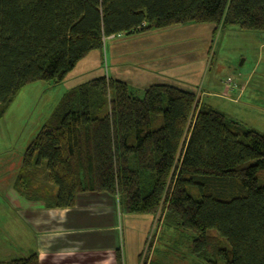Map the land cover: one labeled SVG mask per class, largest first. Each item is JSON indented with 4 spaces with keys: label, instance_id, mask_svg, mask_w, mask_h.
<instances>
[{
    "label": "trees",
    "instance_id": "16d2710c",
    "mask_svg": "<svg viewBox=\"0 0 264 264\" xmlns=\"http://www.w3.org/2000/svg\"><path fill=\"white\" fill-rule=\"evenodd\" d=\"M187 23L263 32L264 0H0V119L24 85L65 81L106 37ZM196 95L158 83L139 97L105 76L78 84L29 143L18 183L50 207L83 192L118 195L127 212L161 210L162 226L208 264H264V133L196 109ZM42 166L55 192L39 196L30 175Z\"/></svg>",
    "mask_w": 264,
    "mask_h": 264
},
{
    "label": "rangeland",
    "instance_id": "374dc122",
    "mask_svg": "<svg viewBox=\"0 0 264 264\" xmlns=\"http://www.w3.org/2000/svg\"><path fill=\"white\" fill-rule=\"evenodd\" d=\"M214 27L211 23H187L109 36L104 39L103 50H94L80 60L65 81L37 80L20 89L0 119V261L20 256L23 246L21 239L8 234L12 221H20L11 210L9 197L15 193L23 198L34 191L28 190L23 180H17L26 148L62 96L78 84L100 76H121L139 97L152 84H175L197 94L196 109L210 105L229 119L264 133V31L228 26L213 34ZM228 78L246 84L242 96H233L237 101L223 96ZM43 168L30 175L39 196L55 189ZM114 196L119 204V196ZM161 216L159 210L151 217L139 263L155 260L163 264H208L193 255L192 241L162 226ZM139 221L142 222L132 221L133 225L128 227L133 232L125 230V238L129 233L133 244V236L142 234ZM210 234L216 236L215 231ZM216 261L225 264L220 258Z\"/></svg>",
    "mask_w": 264,
    "mask_h": 264
},
{
    "label": "crops",
    "instance_id": "0c3cea01",
    "mask_svg": "<svg viewBox=\"0 0 264 264\" xmlns=\"http://www.w3.org/2000/svg\"><path fill=\"white\" fill-rule=\"evenodd\" d=\"M113 77L121 79V76ZM238 82L233 90L225 84L223 96L230 99L234 95L242 96L246 84ZM9 199L12 200L11 210L20 219L17 223L12 221L8 231L10 237L21 239L20 244L23 245L20 256L16 258L36 253L40 264H116L119 252L124 264L139 263L138 256L152 215H126L127 210L120 203L116 204L112 194L96 191L79 193L74 205L64 208L50 207L42 199L31 200L15 193ZM135 220L142 221H139L142 234L133 236V244L129 233L125 238V230H131L128 227Z\"/></svg>",
    "mask_w": 264,
    "mask_h": 264
},
{
    "label": "built area",
    "instance_id": "2783aa9c",
    "mask_svg": "<svg viewBox=\"0 0 264 264\" xmlns=\"http://www.w3.org/2000/svg\"><path fill=\"white\" fill-rule=\"evenodd\" d=\"M230 86L232 89H235L237 87V83L233 81L231 78H228V87Z\"/></svg>",
    "mask_w": 264,
    "mask_h": 264
}]
</instances>
